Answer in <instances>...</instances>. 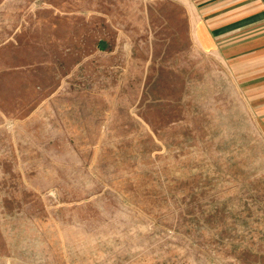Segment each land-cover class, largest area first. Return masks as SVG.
Masks as SVG:
<instances>
[{"label":"rangeland","instance_id":"374dc122","mask_svg":"<svg viewBox=\"0 0 264 264\" xmlns=\"http://www.w3.org/2000/svg\"><path fill=\"white\" fill-rule=\"evenodd\" d=\"M24 1L0 7V264H264V54L202 49L193 0Z\"/></svg>","mask_w":264,"mask_h":264},{"label":"crops","instance_id":"0c3cea01","mask_svg":"<svg viewBox=\"0 0 264 264\" xmlns=\"http://www.w3.org/2000/svg\"><path fill=\"white\" fill-rule=\"evenodd\" d=\"M20 1L0 0V7L20 8ZM32 1L25 0L24 6ZM193 3L196 7L194 36L202 49L216 50L217 44L227 39L231 55L240 57L257 51L264 54V28H261L264 27V0H193ZM257 73L263 80L260 84L263 91L264 65Z\"/></svg>","mask_w":264,"mask_h":264}]
</instances>
